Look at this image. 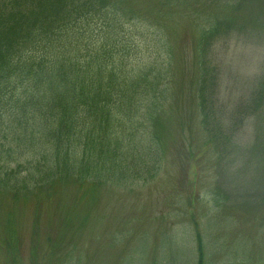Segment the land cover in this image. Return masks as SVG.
<instances>
[{
	"label": "rangeland",
	"instance_id": "rangeland-1",
	"mask_svg": "<svg viewBox=\"0 0 264 264\" xmlns=\"http://www.w3.org/2000/svg\"><path fill=\"white\" fill-rule=\"evenodd\" d=\"M113 1L134 61L163 50L161 164L0 190V264H264V0Z\"/></svg>",
	"mask_w": 264,
	"mask_h": 264
},
{
	"label": "trees",
	"instance_id": "trees-1",
	"mask_svg": "<svg viewBox=\"0 0 264 264\" xmlns=\"http://www.w3.org/2000/svg\"><path fill=\"white\" fill-rule=\"evenodd\" d=\"M117 9L113 0H0L1 191L96 187L107 176L122 185L160 166L163 50L148 42L150 60L134 61Z\"/></svg>",
	"mask_w": 264,
	"mask_h": 264
}]
</instances>
